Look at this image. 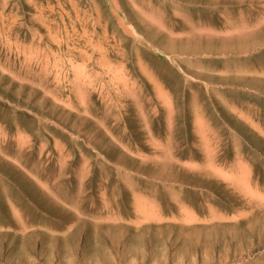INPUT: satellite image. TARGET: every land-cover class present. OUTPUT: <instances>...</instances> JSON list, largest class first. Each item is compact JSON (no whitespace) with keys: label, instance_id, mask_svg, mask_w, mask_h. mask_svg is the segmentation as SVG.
<instances>
[{"label":"rangeland","instance_id":"obj_1","mask_svg":"<svg viewBox=\"0 0 264 264\" xmlns=\"http://www.w3.org/2000/svg\"><path fill=\"white\" fill-rule=\"evenodd\" d=\"M0 264H264V0H0Z\"/></svg>","mask_w":264,"mask_h":264},{"label":"bare ground","instance_id":"obj_2","mask_svg":"<svg viewBox=\"0 0 264 264\" xmlns=\"http://www.w3.org/2000/svg\"><path fill=\"white\" fill-rule=\"evenodd\" d=\"M128 179H129V178H128ZM128 179H126V180H128ZM130 183H131V182H130ZM135 184H136V183H135ZM145 184H146V183H145ZM145 184H144V185H145ZM134 187H136V186H134ZM138 191H139V190H138ZM151 202H152V201H151ZM151 204H152V203H151ZM182 204H183V203H181V205H182ZM141 205H142V204H141ZM152 206H153V205H152ZM137 211H138V210H137ZM144 211H146V210H144ZM148 214H149V213H148ZM148 216H149V215H148ZM159 218H160V217H159ZM155 220H156V219H155ZM140 221H141V220H140ZM98 222H99V221H98ZM138 223H139V222H138ZM136 237H137V236H136ZM137 238H138V237H137ZM106 247H107V246H106ZM98 248H99V247H98ZM101 248H102V246H101ZM109 248H110V247H109ZM109 248H108V249H109ZM111 248H112V247H111ZM100 251H102V250H100ZM107 251H108V250H107ZM82 255H83V254H82ZM102 256H103V255H102ZM103 257H104V256H103ZM105 257H106V256H105ZM145 259H146V258H145ZM145 259H144V260H145ZM159 261H160V260H159Z\"/></svg>","mask_w":264,"mask_h":264}]
</instances>
